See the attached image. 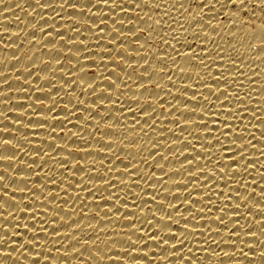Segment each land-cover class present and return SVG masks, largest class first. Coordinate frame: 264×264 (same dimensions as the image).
Listing matches in <instances>:
<instances>
[{
	"label": "snow or ice",
	"instance_id": "6c2138e0",
	"mask_svg": "<svg viewBox=\"0 0 264 264\" xmlns=\"http://www.w3.org/2000/svg\"><path fill=\"white\" fill-rule=\"evenodd\" d=\"M217 2L225 4V0ZM246 2L264 8V0H227V5H245ZM34 3L41 10L53 6L60 9L54 16L40 17L39 20L55 21L59 17L62 23L59 27L52 23L39 28V21L32 23L30 30L46 35L38 38V41L33 40V37L28 43L34 41L49 52L60 55L41 59L39 65L32 62L35 53L26 56L27 61L32 62L31 65L21 64L15 72L23 75H14L12 79L28 87L9 86L8 90L0 91V97L9 96L12 92L24 94L14 100H0V103H16L18 107H9L8 112L28 121L10 120L7 112H0V124L7 121L13 125L0 127V134L12 137L0 136V148L15 150L12 154H0V162L12 165L11 170L0 167V173L5 174L0 175V210H3L0 211V246L15 249V254L0 249V256L11 257L13 261L19 260L20 264H68L67 261L59 262L51 256L53 247L58 243L57 237L65 236L70 237L68 244L72 241L80 243V247H73L70 251L61 253L57 250L56 255L69 258L74 253H80L82 247L95 245L97 249H104L105 254L102 255L97 250L91 256L101 261H114L116 264H121V261L135 264L140 260H152L153 264L157 261L161 264H204V256L197 257L193 251L195 248L213 258L208 264H217L221 257L232 258L237 255L249 260L258 257L261 264H264V249L253 257L244 251L245 248H257L254 239L264 245V240L261 239L264 237V215L259 219L252 216L253 211L264 214V165L261 164L264 146H261V150L254 151L260 144L256 132L264 136V130L257 126L264 124V108H261L257 95H253L257 92L253 85L257 84L254 77L258 76V71L252 68V75L246 74L240 68V64L244 62H238L239 57L233 58L230 54L232 51L229 49L238 51L236 44H228L227 48H222L217 42L216 37L220 35L223 21L216 20L217 24L213 25L212 19L204 20L201 8L196 15L183 17V24H179L176 18L171 19L170 23H162L163 16H168L173 11L169 7L170 0H159L156 3L152 0H59L55 5L34 0ZM203 3L204 0H200L198 4ZM171 4L188 11L181 0H171ZM208 4L215 8L213 0H208ZM144 6L164 8L165 11L161 18L153 19L147 11L143 16L136 11ZM102 7H106L108 11H100ZM129 8L135 16L128 13ZM226 11L231 13V17H240L238 11L225 10L223 15ZM61 12L69 14L62 16ZM84 13L91 14V19L84 18ZM124 15L129 18L124 19ZM145 19L148 21L147 27H137L134 24V21ZM198 20H203V23L197 22L191 31L184 27V24L192 25ZM107 21H111V27ZM240 23L251 25L255 22L241 19ZM126 24L133 26L130 30L122 31V27L128 28ZM256 27L264 33V22ZM49 28L52 31H48ZM248 29L255 32L251 27ZM3 32L5 31H0V35ZM209 32L215 35L211 36ZM125 33H133V39L127 40ZM11 35L19 36L20 33ZM227 35L235 37L237 32ZM89 37H92L91 42L85 43L89 41ZM141 37H145L142 44L139 43ZM156 39L171 49V54L163 49H160L162 54L158 56L153 53L152 59L158 64L157 68H153L147 51L148 48H159ZM45 40L54 42L45 44ZM124 41H128L127 44L131 47H125ZM209 44L212 47H207ZM0 47L16 49L18 45L0 41ZM252 48H264V39L259 44H253ZM96 49L103 51L97 52ZM26 51L7 59L19 60L25 57ZM225 54H228L231 61L228 65L223 63ZM262 56L264 52L254 59ZM181 58L183 65L180 63ZM63 61L75 63L67 71H63ZM169 61L176 66L175 69L170 66ZM53 62L56 67L52 66ZM0 63L3 61L0 60ZM212 64H216L219 69L215 73L212 71ZM41 66L42 70L33 71L41 69ZM198 68L206 71L203 74L195 73V87H192L186 81L192 80L193 74L185 69ZM93 69L98 70V76ZM62 71L63 74H60ZM40 72L47 73L43 81L38 74ZM57 73L64 79L58 80ZM5 74L0 72V76ZM157 76L159 79L153 85V78ZM165 77L173 85H176L174 77L180 79L181 85H176L178 95L173 94L171 87L160 84L159 81ZM34 80L38 83H33ZM244 80L251 81L250 91H244ZM5 84H10L9 80L0 83V88ZM232 84H237L239 90L232 89ZM74 85L80 86L79 93L74 90ZM261 87L264 88V85ZM149 89L154 92L149 93L142 103L140 98ZM156 89L163 91L164 96ZM61 90L67 95L57 99ZM113 91L117 93L115 98ZM185 93L191 95L185 96ZM33 96L35 100L29 103ZM165 97H171V100ZM44 101H49L47 107L44 106ZM123 102L133 106H127ZM249 102L255 106H250ZM68 105L72 107L68 108ZM92 105L96 107L93 108ZM197 109L201 111L198 113ZM61 113L63 119L59 118ZM115 113H119V116L114 115ZM72 116L83 123H72ZM160 117H165L163 121L169 123H163ZM49 119L52 123H49ZM110 119L114 120L115 127L107 125ZM142 120L145 123L141 124ZM68 124L78 130V140L85 147L74 150L67 143L60 145L43 139L37 142L45 125H48L47 134L52 136L53 141L71 139V136H66L63 132ZM169 124L174 127H167ZM57 125L62 129L60 133L56 132ZM104 125L107 127L102 131ZM144 125H147V129ZM80 129L88 134H82ZM185 129H188L187 133ZM120 133L126 135L121 137ZM170 134L176 138H171ZM75 135L77 133L72 134ZM90 137L96 143L88 146ZM105 137H113L114 140ZM143 137L148 139L144 140ZM114 143L120 146L115 147ZM93 144L98 145L95 152ZM131 147L136 148L135 153L130 150ZM105 149L108 151L105 152ZM188 149L190 152L186 153L185 150ZM145 150L147 156L144 155ZM20 154L27 156V159H21ZM253 155L255 159L251 158ZM98 156L102 171L96 169L95 161ZM89 157H93L91 164L88 162ZM181 157L190 158L180 160ZM170 160L178 161V164L168 165ZM117 162L123 166L120 171H117ZM181 172L186 178L176 179L175 174ZM254 172L258 174V178ZM85 175L87 179L84 178ZM168 180L172 181L171 185ZM140 182L146 187L142 188ZM134 189L139 191H133ZM82 193L86 195H81ZM88 197L92 198L91 202ZM153 204L155 210L151 207ZM144 206H147L146 213ZM243 208L247 209L246 213ZM136 209H140L139 215ZM77 216L80 222L72 223L77 220ZM133 216L136 219H129ZM113 221L120 222L123 226L114 228ZM82 224L100 234H113L103 239L97 236L95 239L81 240L79 235L73 233L81 229ZM137 224L139 227H136ZM253 226L258 231L251 230ZM123 242H127L130 247L122 246ZM49 244L53 247H47ZM149 244L154 247L147 250L140 248L141 245ZM209 244L224 245L228 250L211 251ZM161 249L166 251V255L149 256V253H157ZM112 250L126 255L107 256V251ZM128 256L147 259L129 260ZM73 262L79 264V261H72L71 264ZM233 262L239 264V261Z\"/></svg>",
	"mask_w": 264,
	"mask_h": 264
},
{
	"label": "bare ground",
	"instance_id": "6f19581e",
	"mask_svg": "<svg viewBox=\"0 0 264 264\" xmlns=\"http://www.w3.org/2000/svg\"><path fill=\"white\" fill-rule=\"evenodd\" d=\"M42 3H52L53 5H55V3H58L59 0H41ZM153 3L159 2V0H152ZM200 2V0H181V3H183L185 5L186 8H188V11L185 12L183 9H180L178 5H172L171 4V0L169 3V7L173 8V11L169 13L168 16H163V13L165 11L164 8H150L148 6H144L142 9H136V11L140 12V15L143 16L144 12L147 11L149 13V15L153 16V19H159L161 18V16H163V20L162 23L167 21V22H171V19L176 18L177 22L179 24H183V17H187L189 14L192 15H196L197 13L200 12V9L203 8V19L204 20H208V19H212V24L216 25L217 21L216 20H222L223 24L220 26L221 27V31H220V35L218 37H216L217 42L221 45L222 48H227L228 44H236V48L238 49V51L229 49L230 54L233 56V58H236L237 56L239 57L238 62L240 60V62H244L240 64V68L243 69L245 71L246 74L248 75H252L251 71L252 68H255L256 71H258V76L254 77L255 80H257V84L253 85V87H256L257 92L253 93L254 96H256V98L260 101V106L261 108H264V88H262L261 86L264 85V56L254 59L257 55H259L261 52H264V48H252L253 44H259L261 39H264V33H261V31L259 29H257L256 26H259V24L261 22H264V8H260L258 6H256L255 4H248L247 2L245 3V5H227V0H225V4L221 5L220 3L217 2V0H213V5H215V8H213L212 5L208 4V0H204L203 5H199L198 3ZM191 5V7H188V5ZM125 7H130L129 5H125ZM100 11H108V9L106 7H102L99 9ZM228 10V11H238L240 13V17H231V13L230 12H225V15H223L224 11ZM93 11H96V9H93ZM116 11V10H113ZM128 13L130 15L135 16V13L132 11L131 8H129ZM60 12L59 8H56L55 6L51 7V8H47L44 10H41L39 8H37L35 6L34 0H0V31H5L3 32L2 35H0V41H2L4 44H16L18 45V47L16 49H12V48H2L0 47V60L3 61V63H0V72H5L6 74L4 76H0V83H3L4 80H9L10 84H5L3 88H0V91H5L9 89V86L11 88H16V87H28V85H23L21 83H19L18 81H15L12 79V76H20L23 75L21 72H15V69L19 68L21 64H24L26 66H30L32 62L37 63V65L40 64V60H46L50 57H58L60 54L59 53H54V52H49L47 49L43 48L41 45H37L34 41L33 43L29 44L28 40L33 38V40H37L38 38L43 37L44 35H46V33H41L37 30H30L32 27V23H36L37 21H39L37 23V28L41 27V26H45L48 24H52V23H56V25L59 27L60 24L62 23V21L59 19V17L56 18L55 21L53 20H39L40 17H48V16H54L55 13ZM62 16L63 15H67L69 13H65V12H61L60 13ZM118 15H123V13H118ZM84 18H88L91 19V14L89 13H84L83 14ZM107 19V17H105ZM124 19H128L129 17L124 15L123 16ZM135 18V17H133ZM73 19H75V17H73ZM244 19V20H248V21H254L255 23L251 24V25H244L240 23V20ZM233 21H236L235 23H232ZM199 22V23H203V20H198V21H194L192 23V25H188V24H184V27L189 29V31H191V28L195 26V24ZM81 23L83 24V21H81ZM90 23V22H89ZM108 26L111 27V21H107ZM147 19H145V21H134V24L137 25V27L141 26V27H147ZM229 24H232V27H229ZM133 24H126V27H122L121 30L122 31H127L130 30V27H132ZM118 27H121L118 25ZM173 27L175 28L176 25L174 24ZM249 27H251L252 29H255V32L252 33L250 29H248ZM205 28L207 29V25H205ZM65 30H67V26H65ZM48 31H52V29H48ZM215 31V30H212ZM16 32H19L20 35L19 36H12L11 34H14ZM230 32H237V36L235 37H231L229 35H227V33ZM209 35L214 36L215 34L209 32ZM125 36L127 38V40H132L133 39V33H125ZM153 36H155V33L153 34ZM82 38V37H81ZM143 39H145V37H141V41L139 43H143ZM92 37H89V41H86L85 43H89L91 42ZM54 41L51 40H45L44 43L45 44H51ZM156 44L159 45V48H148L147 54L149 55L150 61L152 63L153 68H157L158 64L157 61L155 59H152V55L153 53H155L157 56L162 54L160 49H163L164 51H167L169 54H171V49L166 48L163 44L160 43V41L158 39H156ZM171 43L175 44L174 41H170ZM125 47H131L128 41H124ZM197 44H199V41H196ZM63 46V45H62ZM137 47L139 45H136ZM51 47V46H49ZM176 47H179V45H176ZM207 47H212L211 44L207 45ZM26 51L25 57H21L19 60H9L7 58H10L12 56H19L21 51ZM97 52H102L103 49H96ZM181 51L183 52L184 50L181 49ZM197 51H199V49H197ZM33 53H35V55L33 56V61L29 62L26 59V56H30L33 55ZM115 55V53H113ZM92 59H99L98 57H92ZM65 63V65H63V67L65 68L63 71H67L68 68H70L75 61H63ZM183 59L181 58L180 63L181 65H183ZM109 63H111L109 61ZM223 63L225 65H228L231 63V61L228 59V54H225V58ZM170 66L175 69V65H171V62L169 61ZM53 67H56L55 62H53L52 64ZM250 66V67H249ZM43 66H41V69H34L33 71H38V70H42ZM140 71H144V69H139ZM186 71H190L193 74V79L192 80H187L186 83L192 87H195L194 84V79H195V73L196 72H200L201 74H203L206 70L203 68H198V69H185ZM219 69L217 68L216 64H212V71L213 73H215L216 71H218ZM63 71L60 74H63ZM74 71V69H73ZM93 72L96 73V75H99L98 70L93 69ZM117 73H119V69L116 70ZM151 71V69H150ZM43 81V78L47 75V73L44 72H40L38 73ZM147 75V74H145ZM173 75L175 76L176 74L173 73ZM243 77H241L242 79ZM57 79L58 80H63L64 78L59 76V74L57 73ZM159 77H154L152 84L155 85L156 80H158ZM175 83L177 85V87H179L181 85V81L180 79L174 77ZM41 81V82H42ZM160 84L162 86H169L172 88V92L174 95H178V91H177V87L176 85L170 84V82L167 80V77H165L164 79L159 81ZM33 83H38L37 80H34ZM57 83H62V81H57ZM129 83H131V81H129ZM249 83H251V81H247L244 80V91L247 90H251L249 89L250 85ZM42 86H46V85H42ZM67 87V86H66ZM221 87L223 88L224 86L221 85ZM232 89L235 90H239V87L237 84H232L231 85ZM133 88H135V85L133 84ZM73 89H69V91H72ZM74 90H76L78 93L80 91V86L79 85H74ZM158 92H160L161 96H164V92L160 91V89H156ZM55 91V90H54ZM154 90L149 89L148 92H144L143 95H145L144 97H141V102L143 103L145 98L148 97L149 93H153ZM65 96L66 97V93H63V90H61V93H59L57 95V99L60 98V96ZM113 97L115 98L117 96V93L115 91H113L112 93ZM129 96L131 95V93L128 94ZM191 93H185V96H190ZM20 96H24V94L22 93H10L9 96H5V97H0V100H14L15 97H20ZM84 98V97H81ZM168 100H171V97H165ZM85 99H87V97H85ZM32 100H35V97L33 96L31 98V100H29L28 102L31 103ZM90 102V101H89ZM164 101H162L163 103ZM258 101H254V103H257ZM98 104L100 103L99 101L97 102ZM125 103L127 106H133L131 104H129L128 102H123ZM49 104V101H44V106L47 107ZM250 106H255L254 104H252L251 102H249ZM155 106V105H154ZM12 107H18V105L16 103H11V104H4V103H0V112H7L8 117L10 120H25L24 117H18L16 116L14 113L12 112H8V108ZM68 108H71L72 105H68ZM93 108L96 107V105H92ZM165 108H167V105H165ZM57 111H59V109H57ZM201 110L197 109V112L199 113ZM31 114V113H29ZM81 115H83L82 113H80ZM179 114V113H177ZM102 115H108V113H102ZM114 115L119 116V113H115ZM60 119H63V113H61V116L59 117ZM90 118V117H89ZM206 118H207V114H206ZM2 119V118H0ZM72 119V123L74 124H82L83 121L82 120H76L75 116L71 117ZM122 119V118H121ZM160 119L163 121L165 119V117H160ZM170 119V118H169ZM221 119H223V117H221ZM262 119H264V117H262ZM25 122H28L27 120H25ZM35 122V121H33ZM131 122V121H129ZM183 123V121H181ZM49 123H52V121L49 119ZM93 123H95V121H93ZM145 123V121H141V124ZM159 123V122H158ZM163 123L168 124L169 121H163ZM245 123H247V121H245ZM107 125H112L115 127V123L114 120H109L107 122ZM107 125H104L102 127V131L103 128H106ZM92 127H94V125H90ZM258 128H260L261 130H264V124H258L257 125ZM0 127H13L12 124L8 123L7 121H5L3 124H0ZM35 127V125L33 126ZM144 127L147 129V125H144ZM167 127L172 128L174 127V125H167ZM137 128H139V125H137ZM70 130V131H69ZM89 131H91L92 129H88ZM119 131V129H117ZM149 131H151L150 129H148ZM21 132H24L23 129L20 130ZM62 131L61 127L59 125H57L56 127V132L60 133ZM80 131L82 132V134L87 135L88 133L85 132L83 129H80ZM99 131V130H98ZM124 131H127V129H124ZM188 129H185V132L187 133ZM256 131V130H253ZM63 132L66 136H71V139L67 140V141H53L52 136L48 135V125L44 126L43 131L41 132V135L37 138V142H39V140L43 139V140H47L49 142H54V143H58L60 145H64L65 143H67V145L71 148H73L74 150L77 149L78 147H85L86 145L81 143L78 140V130L76 128H73L71 124H68L66 126L65 129H63ZM73 133H77V135L72 136ZM27 134V133H25ZM116 135V134H114ZM126 135L125 133H120L119 136H124ZM133 135H135V133H133ZM155 135V134H153ZM186 135V134H185ZM0 136H2L3 138H12L10 135L8 134H0ZM256 136L257 139L260 141V144L257 146V150L254 151H258L261 150V146H264V136H261L260 133L257 131L256 132ZM171 138H176L174 136H171ZM98 138H99V134H98ZM65 139H67L65 137ZM89 145L91 143H96L95 140H93L91 137L89 138ZM105 139H113V137H105ZM140 139V138H137ZM144 140H147L148 137H143ZM155 142V141H154ZM254 143H258L257 141H253ZM125 143H128V141H125ZM143 143V142H142ZM115 147H119L120 145L118 143H114ZM98 147V145L93 144L92 145V149L95 152V149ZM197 147H199V145H197ZM145 148H147V145H145ZM131 151H133L135 153L136 148L135 147H131L130 148ZM15 150L12 149H4V148H0V154H12V152ZM108 150L105 149V152H107ZM170 151H175V149H170ZM186 153L190 152V149L185 150ZM134 153H132V155H135ZM83 153H81L82 155ZM119 154V153H118ZM55 155V153H54ZM144 155L147 156V150H145ZM20 158L21 159H27V156L20 154ZM99 156L97 157L95 163H96V169L98 171H102V169L100 168V163L98 160ZM190 157H181L180 160H185V159H189ZM252 159H255V155H253L251 157ZM108 159H111L110 157ZM88 162L91 164L93 163V157H89L88 158ZM125 162H127V160H125ZM149 162L151 163V158H149ZM81 163H83V161H81ZM106 163V162H105ZM178 164V161H173L170 160L168 162V165H176ZM261 164L264 165V157L261 158ZM178 166V165H177ZM0 167H8L9 170L12 169V165L9 164H5L3 162H0ZM141 167L143 168V165H141ZM123 166L119 165L117 162V171L122 170ZM170 170V169H169ZM145 171H147V169H145ZM157 174H159L158 170H157ZM254 175H257L258 178V174L257 173H253ZM0 175H5L4 173H0ZM172 174H170L171 176ZM7 178V177H6ZM85 179H87V176H84ZM168 177H166L167 179ZM175 178L176 179H180V178H186L184 177L183 172L175 174ZM91 183V182H89ZM97 183H99V181H97ZM142 188L146 187V185L143 184V182H140ZM168 184L171 185L172 181L168 180ZM0 187H2V185H0ZM252 187H255V185H252ZM71 192V190H69ZM133 191H139L134 189ZM225 192H227V189H225ZM71 195H75V193H71ZM81 195H86V194H81ZM121 195H123V193H121ZM141 195H143V193H141ZM195 196V193L193 194ZM19 198V197H18ZM145 199H148V197H145ZM182 199V198H181ZM89 202H91L92 198L88 197ZM167 202H165L166 204ZM66 208L68 207L67 205L65 206ZM130 207V206H129ZM152 209L155 210V205H151ZM127 210V209H125ZM144 212H147V206H144ZM245 213L247 212L246 208L242 209ZM3 211V210H0ZM94 211V209H93ZM213 211L215 212V209H213ZM137 214H140V209H136ZM157 215H159V213H157ZM261 215H264L262 213H259L257 211H253L252 212V216L255 219H259L261 217ZM251 218V217H250ZM129 219H136L135 216L133 217H129ZM76 222H80L79 216H77V220L72 221V223H76ZM91 221H88V223H90ZM248 223H252V221H247ZM8 223V222H5ZM241 223H243V221H241ZM123 226L120 222H116L113 221V227H121ZM65 228H67L68 226H64ZM136 227H139V224L136 225ZM146 227V226H145ZM175 230V229H173ZM251 230L254 231H258V229L253 226V228ZM54 231V230H53ZM113 233L109 232V233H97L89 228L86 227V224H82L81 229H77L73 235H79L81 237V240H91V239H95L97 236H100L101 239H103L106 236L112 235ZM44 239H48V237H42ZM135 238V237H134ZM143 239V237H141ZM218 239V237H217ZM262 240H264V237H261ZM70 240V237H65V236H60L57 237V241L58 243L55 245V247H53L51 244L47 245V247H53V252L51 254L52 258L57 259L59 262H64L67 261L68 264H71L72 261H79V264H116V262L114 261H101L99 259H97L94 256H91V253L93 251H101V254L104 255V249H97V247L95 245L88 247H82L81 248V252L80 253H74L72 255L71 258L66 257V256H62V255H56L57 250H59V252L63 253L66 251H70L73 247H80V243L79 241H72L71 244H68V241ZM254 243H256L258 246L257 248H254L252 250H249L247 248L244 249L245 252L249 253L250 257L255 256V254L260 251L261 249H264V245H260L258 240H253ZM111 243V241L109 242ZM120 243V242H118ZM65 245H67L65 247ZM124 247H130L127 242H123ZM188 245H185V247H187ZM150 247H154V245L149 244L147 246L141 245L140 248L142 250H147V248ZM104 248H107V246H104ZM208 248L211 251H215V252H219L222 250H228L226 246L224 245H220V246H216L213 244H209ZM0 249L4 250V251H10L13 252L15 254V249L12 248H7L5 246H0ZM30 251H33L30 249ZM158 251V250H157ZM194 252H196L197 257L203 255L204 256V264H208L209 261H211L213 258L209 255H206L202 252H198L195 248L193 249ZM107 256H116V255H121V256H125V253H119L116 252L115 250L112 251H107ZM157 255H166V251L164 249L159 250L157 253H149V256H157ZM88 257H91V259H88ZM129 260H132L134 258H140V259H147L144 257H134V256H128L127 257ZM22 259H27V257H22ZM173 258H170V260ZM233 261H239V264H261V260L260 258H256L253 260H249L246 259L245 257H243L242 255H237L236 257H232V258H225V257H221L220 261L217 262V264H234ZM0 262H3V264H20V261H13L11 257H3L0 256ZM73 264H75V262H73ZM121 264H125V262L121 261ZM135 264H153L152 260H140L135 262ZM156 264H161V262L157 261ZM177 264H179V262H177Z\"/></svg>",
	"mask_w": 264,
	"mask_h": 264
}]
</instances>
